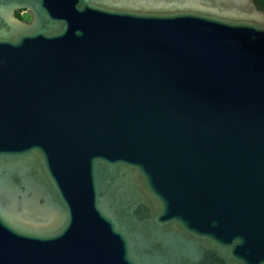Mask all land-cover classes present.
Segmentation results:
<instances>
[{"label":"water","instance_id":"1","mask_svg":"<svg viewBox=\"0 0 264 264\" xmlns=\"http://www.w3.org/2000/svg\"><path fill=\"white\" fill-rule=\"evenodd\" d=\"M0 264H264V10L0 0Z\"/></svg>","mask_w":264,"mask_h":264},{"label":"trees","instance_id":"2","mask_svg":"<svg viewBox=\"0 0 264 264\" xmlns=\"http://www.w3.org/2000/svg\"><path fill=\"white\" fill-rule=\"evenodd\" d=\"M253 1H254L255 5H256L258 8L264 10V0H253ZM16 17L19 18V19H21V20L23 19V17L20 16V15H18L17 13H16Z\"/></svg>","mask_w":264,"mask_h":264},{"label":"flooded vegetation","instance_id":"3","mask_svg":"<svg viewBox=\"0 0 264 264\" xmlns=\"http://www.w3.org/2000/svg\"><path fill=\"white\" fill-rule=\"evenodd\" d=\"M16 13L18 14V15H20V16H22L23 17V21H30V19H31V16H30V18H26V16H25V14H29V13H27V12H25V11H23V10H19V11H16L15 12V16H16ZM30 15V14H29Z\"/></svg>","mask_w":264,"mask_h":264},{"label":"rangeland","instance_id":"4","mask_svg":"<svg viewBox=\"0 0 264 264\" xmlns=\"http://www.w3.org/2000/svg\"><path fill=\"white\" fill-rule=\"evenodd\" d=\"M26 18H30V15L29 14H25Z\"/></svg>","mask_w":264,"mask_h":264}]
</instances>
